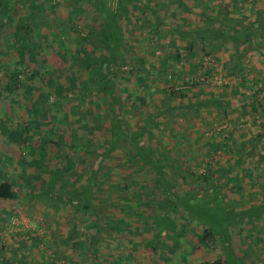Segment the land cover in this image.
Listing matches in <instances>:
<instances>
[{
	"label": "rangeland",
	"instance_id": "obj_1",
	"mask_svg": "<svg viewBox=\"0 0 264 264\" xmlns=\"http://www.w3.org/2000/svg\"><path fill=\"white\" fill-rule=\"evenodd\" d=\"M175 2L125 0L117 4L113 0L120 8L118 24L127 43L122 44L123 57L110 69L116 78L109 74L115 107L108 91L78 94L88 71L96 72L98 58L103 60L104 53H93V65L82 69L74 82L68 81L67 72L63 74L68 70L61 67L57 55L49 54L52 66L47 65L52 72L62 68L56 76L64 94L71 95L54 116L60 115L66 133H77L75 148H69L70 138H66L39 149L46 128L42 122L34 126L37 129L31 128L30 148L7 142L2 124L10 127L19 120L23 124L30 113L29 99L23 88L12 95L5 92L12 69L0 72V183H17L20 188L16 200L0 201V264H74V260L77 264H111L106 258L113 255V245L128 258V264H202L220 257L226 248L213 240L209 227L206 242L198 240L195 234L201 235L199 226L205 224L193 227L181 207L172 218L176 226L166 224L171 230L157 247L148 228L155 225L152 213L142 211L148 216L141 222L146 229L142 237L132 235L140 224L134 214L137 208L128 211L124 206L129 202L123 197L133 203L132 193L141 189L144 194L157 190L163 199V178L191 203L196 200L204 205L210 198L213 204L207 203L206 211L214 216L209 219L219 233L226 229V205L237 211L264 207V0H182L187 10H173ZM53 14L74 20L76 31L86 32L91 24L70 18L68 9ZM12 32L7 27L1 36L5 39ZM189 32H193L191 36ZM2 55L4 60L11 58L9 53ZM75 68L73 65L70 72ZM21 76L26 83L23 73ZM12 96L19 109L12 105ZM252 99L260 109L249 103ZM111 108H117L115 119H111ZM97 116H101L99 121ZM147 154L151 156H144ZM70 162L75 166L70 167ZM158 166L164 176L160 180ZM207 168L213 177L205 183L197 177ZM96 169L91 203L99 213L111 210L104 215L110 222L129 224L122 227L126 231L114 234V241L106 235V228L101 231L96 245L99 261L89 258L92 247L86 246V238L94 230L89 226L88 210L75 211L71 203L54 200V195L63 192L82 191ZM219 170L224 172L221 176ZM251 172L255 175L250 180L247 174ZM235 179L243 187L241 197L229 190ZM42 182H49L51 198L38 194L47 186ZM63 187L67 189L61 190ZM149 196H143V201ZM221 201L224 206L215 207ZM74 225L78 234L73 241L66 240ZM247 231L264 234V214L252 220ZM174 232L178 245L170 238ZM253 239L239 237L242 245L233 254L245 264H264V237Z\"/></svg>",
	"mask_w": 264,
	"mask_h": 264
},
{
	"label": "trees",
	"instance_id": "obj_2",
	"mask_svg": "<svg viewBox=\"0 0 264 264\" xmlns=\"http://www.w3.org/2000/svg\"><path fill=\"white\" fill-rule=\"evenodd\" d=\"M123 1L125 0H116L117 4H121ZM126 1L132 2L133 0ZM181 3L182 0H177L174 4L175 8L173 10H185L186 7L182 6ZM62 8L68 9L70 18L75 19L76 21L86 22V24L87 22H91V24H87L89 26L88 30L86 32L80 30L76 31V28H74V20L54 17L53 13L56 12L57 9ZM119 9L118 5H114L113 0H0V55L3 54L2 56H4V52H6L9 53L11 57L8 60H4L3 57H0V72L12 69V71H10L12 80L5 88V92L12 95L16 90H22L23 88L26 97L29 99L27 106L30 112L27 120L24 121L23 124H20V120L17 125L13 124L10 127L2 124V130L7 136V142L24 144V148H30L31 146L27 142L29 139H33L31 128H36L34 126H36L38 122H42L46 128L43 135L44 138L40 139L41 144L38 147L39 149L44 150L49 143L52 142L58 144L66 141V138H70L69 148H75V144H77L76 142L79 140L77 133H66L64 131L65 129L61 128L64 122H61L60 115L55 114L54 116V112L58 114L57 110L62 108L63 102L67 100L70 101L71 97L68 93L64 94L65 90L61 85V80L58 79L56 75L58 74L59 76V74L62 73V68L66 66L68 71L63 72V74L66 72L68 73V76H70L67 78L68 81L74 82L78 80V75L82 74L81 70L88 69L87 65H93L90 60L94 57L91 55L95 52H99L101 55L104 53V58L103 60L102 58H98V62L100 63L96 64L97 70L95 73L88 71L89 76L83 80V86H81L78 94L80 96L93 94L95 92L101 93L108 91V96L113 102L112 104L114 107L117 106L116 99L110 89L112 85L109 86L111 84L110 77L116 78V76L111 73L110 69H112L113 64L118 63L123 57V50L121 51L123 47L122 44L127 45V43L122 40L123 34L118 24L117 13ZM7 27L12 28L13 32L4 39L1 36V32ZM152 28L153 30L156 29V27ZM198 30V32H201L200 28H198ZM262 30L264 31V29ZM192 33L193 32H189L188 36H191ZM238 41L239 40L236 39L235 42ZM50 53H55L60 60L62 68L60 67L58 72H52L50 70L52 67L50 68L47 65L49 64L52 66L51 61L49 60ZM135 60H139V58L136 57ZM73 65H76V68L75 71L71 73L70 69ZM21 73L24 74L26 83L20 80L19 77H22ZM98 78H101V80ZM35 81H38V83H35ZM96 81H98V83H96ZM27 82L30 83V85L27 84ZM51 98L57 99V101L50 103L49 100ZM10 100H13L12 105H14V108H20V104L16 102L13 96L10 97ZM249 103L254 104V99L249 101ZM255 106L257 110L259 108L258 104ZM261 107V109H263V105ZM185 109H188V107ZM93 111L97 112L95 107ZM111 112V119H115L117 108H111ZM52 116L56 117L57 120L54 121V119L51 118ZM100 118L101 116H97L98 121ZM40 126L39 128L43 132L44 129ZM251 151H255V148H251ZM248 152L249 151L247 150L246 154L241 157L247 155ZM149 155L147 154L144 156L150 157L151 155ZM70 165V167L75 166L74 162H70ZM156 170L158 171L159 176L156 177L160 180V178L164 177L163 173L159 166ZM97 172V169L92 170L93 178L91 179L90 185L86 184L87 186H84L82 191L73 189L69 195L65 192H63V194H58V196L54 195V200L61 198L62 202L66 201L67 204L68 202L71 203V205L75 207V211H81L83 209L85 211L88 210V215H91V218H89V226L93 227L92 229L94 230H92L86 238L88 244L86 246L92 247V252H90L89 258L95 261H99L96 245L99 243L101 231L106 228V235H109L111 240L114 241V234L117 235V233L126 231V228L123 229L122 227L129 226L124 220L117 223L110 222L109 218L107 219L104 215L111 213V210L103 211L105 213H99L95 204L93 205L91 203L94 188L93 180H95ZM222 172V170H219L217 175L221 176L224 173ZM262 174H264V172ZM254 175V172L247 174L250 180L254 178ZM191 176H194V174H191ZM212 177L213 175L210 168H207L206 173H204L203 176H198L197 179L208 183L212 180ZM234 181L235 186L229 187V190L232 194H237L241 197L243 187L240 185L238 179H235ZM162 182L165 183L163 184L165 186V189L163 190L166 193L163 194V199L160 198V192H157V190L147 191V193L144 194L145 191L141 189L132 193L133 203H130L129 198L123 197L124 200L129 202L128 205L126 204L124 206L128 211L132 212V207L135 209L137 208V211H135L136 213L134 214L137 217V223L140 224L134 229L132 235L142 237V233L146 227L145 225H142L143 223L141 222L148 220V216L144 217L142 211L144 213H152L154 215L156 226L154 225L153 227L148 228H151V232L154 234V236H152V239L154 240L153 244L157 247L158 244H160L159 239L164 236L168 230H171L172 225H175L174 223L176 222L172 218L177 215L176 211L181 207L183 212H186L188 221L195 225L193 227H196L199 223L207 226H199L202 228V233L201 235H198L196 232L195 236L198 240L201 239L203 242H206L205 238L208 236L207 230L209 227L210 230L208 231L212 234L210 235L213 240H216L217 242L220 241L222 246L226 248L223 253L219 252V254L221 253L220 257L209 261L204 260L202 261V264H245V260H242L243 258L241 257L237 258L233 252L238 251V245H242L238 243V239L242 235L247 236V239L254 238L255 242L260 236L264 237L262 232L250 233L247 231V227L250 226L252 220L257 216H262L264 214L263 206L262 208L259 206H252L249 209L242 208V210L237 211L233 209L232 206L226 205L227 208L224 209H227L225 210L227 213L226 215H223L227 222L226 229L219 233V231L216 230L217 228L211 225L212 221L209 219L214 216L209 217L206 211L205 205L209 203L210 198L206 199L207 201H203L204 205L196 200L191 203L190 198L179 196L172 185H167L170 183H168L165 178H163ZM45 183L46 182H42L41 185L47 186L41 188L38 194L45 196L46 198H51V194L53 193L52 188L50 187L49 182L47 184ZM132 184L136 186L139 185L133 182ZM19 189L17 183L6 181L1 182L0 201L16 200L18 197L17 190ZM63 189H67V187H63L61 190ZM214 189L217 190L216 187ZM146 194L150 196L147 201H143V196ZM67 195L70 196V200L66 197ZM222 202L223 201L219 202L215 207H223L225 202ZM151 204H153L152 207H150ZM209 204L212 206L213 203L210 202ZM217 212L219 211H215V213ZM77 214H75V216H77ZM168 223L171 224V226L166 225ZM244 223L246 224L244 225ZM112 226H114V228ZM69 231L65 239L73 241L78 234L77 225L72 226ZM170 238L174 244L177 240L175 232ZM177 242L174 245H178ZM164 245L169 247L167 244ZM82 249L84 252H87L86 248ZM116 250V246L113 245V255L107 257L106 260L109 259L111 264H128V258L119 254ZM235 259L238 261H235ZM74 264H77L76 260H74Z\"/></svg>",
	"mask_w": 264,
	"mask_h": 264
}]
</instances>
